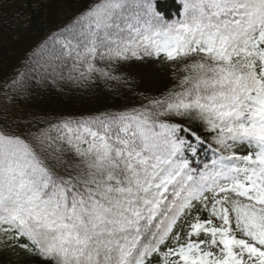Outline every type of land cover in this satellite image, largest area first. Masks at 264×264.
Wrapping results in <instances>:
<instances>
[{"label":"snow or ice","instance_id":"snow-or-ice-1","mask_svg":"<svg viewBox=\"0 0 264 264\" xmlns=\"http://www.w3.org/2000/svg\"><path fill=\"white\" fill-rule=\"evenodd\" d=\"M173 3L175 18L163 0H88L0 85L9 102L30 82L135 96L87 115L4 109L0 250L38 264H264V0ZM150 60L178 83L137 91L121 68Z\"/></svg>","mask_w":264,"mask_h":264},{"label":"trees","instance_id":"trees-1","mask_svg":"<svg viewBox=\"0 0 264 264\" xmlns=\"http://www.w3.org/2000/svg\"><path fill=\"white\" fill-rule=\"evenodd\" d=\"M87 2L0 0V85L4 84L6 78L15 77L18 72H26L31 66L30 53L69 24ZM163 11L175 18L176 4L173 0H163ZM148 70H152V73ZM121 71L135 81L137 91L153 95L178 83L166 63L131 61L123 65ZM122 92L123 95L117 96L102 81L88 88L63 82L57 87L30 82L19 95H13L10 102L0 92V100L16 110L28 112L29 117L87 115L106 109H120L125 103L135 100L132 92ZM3 102H0V120L5 119ZM0 264H38V261L0 250Z\"/></svg>","mask_w":264,"mask_h":264},{"label":"rangeland","instance_id":"rangeland-1","mask_svg":"<svg viewBox=\"0 0 264 264\" xmlns=\"http://www.w3.org/2000/svg\"><path fill=\"white\" fill-rule=\"evenodd\" d=\"M148 71L152 73V70H148ZM0 102H3V101L0 100ZM3 109H7V111L10 113V116H16V115H22L26 117L30 116L28 112L23 111V110H16L17 108L11 107L8 104H5L4 102H3ZM236 150L240 153L246 152V149L243 147H239Z\"/></svg>","mask_w":264,"mask_h":264}]
</instances>
